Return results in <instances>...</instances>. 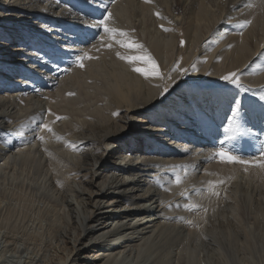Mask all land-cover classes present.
<instances>
[{"label":"bare ground","instance_id":"6f19581e","mask_svg":"<svg viewBox=\"0 0 264 264\" xmlns=\"http://www.w3.org/2000/svg\"><path fill=\"white\" fill-rule=\"evenodd\" d=\"M105 8L164 79L81 23ZM82 51L97 58L79 68ZM261 95L264 0H0V264H264V168L213 156L248 137L256 153L239 155L259 157ZM234 100L246 134L226 138ZM218 180L219 196L193 191ZM185 190L200 210L182 207Z\"/></svg>","mask_w":264,"mask_h":264},{"label":"snow or ice","instance_id":"6c2138e0","mask_svg":"<svg viewBox=\"0 0 264 264\" xmlns=\"http://www.w3.org/2000/svg\"><path fill=\"white\" fill-rule=\"evenodd\" d=\"M145 3H152V0H145ZM156 15L159 17L160 14L156 13ZM161 19H163V17H161ZM112 20H113L112 13L105 8L104 11L101 13L100 18L98 19L82 18L81 23L91 28L103 30V35L100 36V41L104 47L111 49L113 48L114 45H118L120 48L123 49H135L138 52V54L135 56H125L122 55L121 52L119 51L116 52V56L120 60L127 62L131 66V70L133 72L138 73L139 75L143 76L145 79L149 77L164 79V76L161 74L156 60L153 58L151 53L144 47V45L132 40L128 32L111 26ZM169 23H171V21H169ZM250 24H251V20H244L242 23L239 24V27L244 28ZM161 27L163 28L164 31H170V29L165 28L163 25H161ZM180 43L181 45H183L184 41H181ZM93 47H95V45H93ZM96 58L97 57L90 56L89 52L82 51L75 54L74 64L76 67L84 68L85 60L96 59ZM193 69L195 70V65H193ZM63 70L70 71L71 68L69 67ZM172 71L180 72L183 75L186 74L187 69H182L179 67V65H177L175 68L172 69ZM168 79H172L171 75L168 76ZM220 79L227 82L228 84L235 86L237 89H243L244 91L249 90L248 88H245V86L243 85L238 72H230L226 75L221 76ZM164 91L165 92L168 91L167 87L164 88ZM69 95H72V93H69ZM260 100H264V95L260 96ZM116 114L117 113H113V115ZM238 117L242 119L241 110L239 107V101L234 100L233 108L231 110V115L228 118V126L224 127L223 129L226 138H234V137H229L228 136L229 133H235L241 136L246 134V130L242 127V125L237 119ZM60 119H66V117H59V116L56 117V120H60ZM53 123H55V121H53ZM22 127L24 126L22 125ZM38 129L40 131H47L48 133L52 134V136H54L58 141L63 139L62 137H60L55 133L53 128L48 123H42L38 125ZM20 134L22 135L23 133L21 132ZM36 138L41 142L45 141L44 135H37ZM66 144L67 146L75 149L74 144H71L69 142H66ZM213 156L218 161L227 164H241L246 167L253 166L258 168H264V150L260 151L258 158L244 159L239 154L233 152L231 149L224 147V142L221 141L220 146L215 149ZM181 170L184 172V175L186 176L187 175L186 166H181ZM182 182H183V177L179 172H177L171 183L180 185ZM156 183L159 184L160 181L157 180ZM223 183H224L223 180L209 181L208 186L206 188L194 189L193 191L199 195H203L204 192H208L213 196H219L220 193L216 191V188L218 185ZM168 190L170 191V188ZM180 195L185 200L188 201L187 203H184L182 205V207L185 210L197 211L201 209V205L191 201L190 195L187 190L182 192ZM176 207L179 208L181 207V205L177 204ZM203 211L206 213L207 209L205 208L203 209ZM186 223L191 224L192 221L189 220L186 221Z\"/></svg>","mask_w":264,"mask_h":264},{"label":"rangeland","instance_id":"374dc122","mask_svg":"<svg viewBox=\"0 0 264 264\" xmlns=\"http://www.w3.org/2000/svg\"><path fill=\"white\" fill-rule=\"evenodd\" d=\"M259 143L264 145V137L262 139L259 138ZM235 145H238L237 148L234 147V149L238 151L240 155L249 156V155H254L256 153V145L253 142H251V140L248 137L242 138L241 141ZM63 247L64 245H62L61 248L59 247L57 249L54 248L53 251L51 252L52 257L57 258V262L59 261L60 256H62V253H64ZM68 247L71 248L73 246L71 243L68 242ZM72 255L74 256L75 253L73 252Z\"/></svg>","mask_w":264,"mask_h":264}]
</instances>
